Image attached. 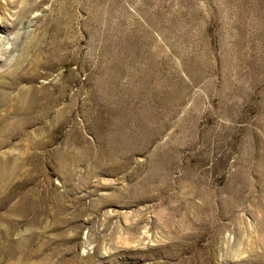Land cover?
<instances>
[{"label": "rangeland", "instance_id": "obj_1", "mask_svg": "<svg viewBox=\"0 0 264 264\" xmlns=\"http://www.w3.org/2000/svg\"><path fill=\"white\" fill-rule=\"evenodd\" d=\"M2 15L0 264H264V0H0ZM39 92L59 101L43 112Z\"/></svg>", "mask_w": 264, "mask_h": 264}, {"label": "bare ground", "instance_id": "obj_2", "mask_svg": "<svg viewBox=\"0 0 264 264\" xmlns=\"http://www.w3.org/2000/svg\"><path fill=\"white\" fill-rule=\"evenodd\" d=\"M14 12H15V10H12V11H10L9 12V15H15L14 14ZM11 13V14H10ZM16 13V12H15ZM9 15H2V16H0V29L1 30H3V31H5L8 35H7V39H9V40H12L11 39V37L9 36L10 35V33L12 32V30H14V20L11 18V17H9ZM53 24V23H52ZM48 25V24H47ZM51 25V24H50ZM57 26V25H56ZM55 28V27H54ZM45 31V30H44ZM53 40H54V42L57 44V37H55V38H53ZM38 42H39V40H37V41H35V42H33L32 43V46H30V47H28L27 49H28V51L30 52V51H35L34 52V56L36 57V59H35V63H37V61H38V51H37V49L38 50H40V48H39V46H38ZM59 44V43H58ZM61 45V44H60ZM60 45H57V47L58 48H56L57 50H60V49H63V48H61L60 47ZM7 47H3L2 48V51L4 52V50L5 51H7ZM36 49V50H35ZM23 50H25V49H23ZM56 50V51H57ZM51 51V50H50ZM54 52H55V50H54ZM57 52H59V51H57ZM43 53V52H42ZM50 54H51V52H50ZM56 54V53H55ZM55 54H54V56H55ZM59 53H57L56 55H58ZM49 55V54H48ZM47 55V58H46V61H45V63H49V65H50V60H53V59H51L50 58V56L51 55H49L48 56ZM28 57H29V55H27ZM53 56V57H54ZM34 57V58H35ZM24 58V57H23ZM27 59V58H26ZM44 59V58H43ZM34 60V59H33ZM22 61V60H21ZM26 62V61H25ZM30 62V61H29ZM33 61H31V63H32ZM41 64H42V60H41V62H40ZM22 64H23V62H22ZM21 64V65H22ZM24 65V64H23ZM29 65V64H28ZM33 67V66H32ZM112 73H114V72H112ZM116 74V73H115ZM117 75V74H116ZM114 76V75H113ZM118 76H116V78H117ZM115 78V79H116ZM114 79V80H115ZM110 80V79H109ZM103 81V80H102ZM102 81H100L99 80V83H101ZM105 81V80H104ZM108 81V80H107ZM96 82H98V81H96ZM106 82V81H105ZM103 83V82H102ZM107 83V82H106ZM113 82H111V84H112ZM102 86V85H101ZM100 86V87H101ZM104 86V85H103ZM97 89V88H96ZM29 90V89H28ZM31 92L30 93H26V94H24L23 96H21L20 95V97H18L17 99H19V102H20V106L17 108V109H19L18 110V112H20V113H22V114H34V112H36L37 111V109H39L38 108V99H37V94L34 96V95H32V93L33 92H35L36 90H35V86H32L31 87ZM39 90V89H38ZM99 90V89H98ZM21 91V90H20ZM28 92V91H27ZM19 93V92H18ZM44 92H39V94H41V96H42V99H45V101H44V103H43V106H42V109H44V111L43 112H45V111H49L50 110V105H51V103L52 102H54V101H59V100H57L56 98H54L52 95V93H44ZM99 94V93H98ZM102 94V93H101ZM100 94V95H101ZM18 95V94H17ZM4 96H6V95H4ZM3 96V97H4ZM10 96V95H9ZM41 96H38V97H41ZM99 96V95H98ZM7 97V96H6ZM57 97V96H56ZM2 98V97H1ZM99 98V97H98ZM101 99H103V98H101ZM105 99V98H104ZM5 101V100H4ZM18 102V101H17ZM42 102V101H41ZM114 102V101H113ZM129 102V101H128ZM39 103H40V101H39ZM107 103V102H106ZM109 104H110V102H109ZM66 105V104H65ZM64 105V106H65ZM104 105V104H103ZM16 106H17V104H16ZM67 106V105H66ZM101 106V105H100ZM121 106V105H120ZM128 106V105H127ZM102 107V106H101ZM133 107V106H132ZM64 108V107H63ZM113 108V107H112ZM117 108V107H116ZM119 108V107H118ZM108 109V108H107ZM109 109H110V107H109ZM125 109V108H124ZM67 110V109H66ZM112 110V109H111ZM120 110V109H119ZM131 110V109H130ZM144 110V109H143ZM57 111V112H56ZM55 112L58 114V116H64L66 113V111H65V109H58V110H56ZM106 111V110H105ZM110 111V110H109ZM108 111V112H109ZM113 111V110H112ZM123 111V110H122ZM132 111H133V109H132ZM138 111V110H137ZM146 111V110H145ZM38 112V111H37ZM36 112V113H37ZM54 112V111H53ZM119 112V111H118ZM52 113V112H51ZM120 113V112H119ZM135 113H137V112H135ZM105 114H106V112H105ZM113 114V113H112ZM53 115V114H52ZM104 115V114H103ZM109 115V114H108ZM107 115V116H108ZM115 115V114H114ZM113 115V116H114ZM126 115V114H125ZM132 117H134V118H136L135 120L136 121H142L141 120V118L142 119H144L143 118V115L142 114H140V115H134V114H130ZM130 115H126V117H130ZM57 116V117H58ZM112 116V115H111ZM139 116V117H138ZM19 117V116H18ZM122 117V116H121ZM124 117V116H123ZM122 117V118H123ZM141 117V118H140ZM145 117V116H144ZM150 117V116H149ZM103 118H105V117H103ZM121 118V119H122ZM145 118H147V116L145 117ZM24 119V118H23ZM109 119V118H108ZM114 119V118H113ZM120 119V120H121ZM124 119V118H123ZM61 120H62V117H61ZM105 120V119H104ZM111 120V119H110ZM115 121V120H114ZM117 121H119V119L117 120ZM123 121V120H122ZM138 121V122H139ZM180 121V120H179ZM100 122H101V120H100ZM183 122V121H182ZM103 123V122H102ZM148 123V122H147ZM13 123H11V126L13 127V125H12ZM110 124V123H109ZM6 125H7V123H6ZM114 125V124H113ZM134 125V124H133ZM137 125V124H136ZM183 125H184V123H183ZM104 126H105V124H104ZM135 126V125H134ZM149 126H150V124H149ZM11 127V128H12ZM19 127V126H18ZM106 127V126H105ZM109 127V126H108ZM131 127H132V125H131ZM116 128L117 129H119V131H120V133H122V134H125L127 131L126 130H128L129 129V125H128V123H127V121H123L122 123H117L116 124ZM128 128V129H127ZM163 128V127H162ZM158 129V128H157ZM112 131V130H111ZM110 131V132H111ZM129 131V130H128ZM157 131V130H156ZM193 131V130H192ZM116 132H118V131H116ZM115 132V133H116ZM161 132V131H160ZM112 133V132H111ZM114 132H113V134H115ZM136 133H143V134H146V133H148V134H150V129L146 126V124L145 123H142V122H140V125L138 126V128H137V130H136ZM153 133V132H152ZM152 133H151V135H152ZM117 134V133H116ZM126 134H128V133H126ZM158 134H159V132H158ZM118 135V134H117ZM141 135V134H140ZM162 135V134H161ZM122 136V135H121ZM137 136H139V135H137ZM146 136H147V134H146ZM145 136V137H146ZM159 136V135H158ZM119 137V136H118ZM128 137V136H127ZM136 137V136H135ZM151 137V136H150ZM163 137V136H162ZM175 137H176V135H175ZM121 138V137H120ZM124 138V137H123ZM132 138V137H131ZM138 138V137H137ZM141 138V137H140ZM154 138H156V135L154 136ZM174 138V137H173ZM177 138V137H176ZM129 139V138H128ZM146 139V138H145ZM143 140V141H140V143L143 145V147H144V149L145 148H147L148 146H149V144H150V138L148 139V140ZM134 140V139H133ZM132 140V141H133ZM138 140V139H137ZM140 140V139H139ZM142 140V139H141ZM109 141H110V139H109ZM163 141V140H162ZM165 141V140H164ZM172 141V140H171ZM174 141V140H173ZM115 143V142H114ZM137 144V143H136ZM163 145H164V143H162ZM107 144L105 143V146H106ZM112 145H114V144H112ZM166 146H167V144H165ZM104 146V145H103ZM117 146V145H116ZM157 146V145H156ZM156 146H155V148H156ZM172 146V145H171ZM180 146V145H179ZM124 147V146H123ZM127 147H129V145L127 146ZM176 147V146H175ZM157 148H158V150H159V152L158 153H154V154H152V156H151V158H150V160H151V162L152 163H154L155 164V161L156 162H158V160H160V161H163V162H165L164 163V166L165 167H167V162H170L169 161V158L167 159V153L165 152V150H163V152L165 153L164 155H160L159 153L162 151L161 149H165L164 147H162L161 145H158L157 146ZM169 148V147H168ZM171 148V147H170ZM102 149V148H101ZM126 149V148H125ZM128 149V148H127ZM173 150V149H172ZM175 150V149H174ZM106 151V150H105ZM112 152H113V150H111ZM168 152V151H167ZM107 153V151L105 152V154ZM120 153V152H119ZM151 153V152H150ZM150 153H149V155H150ZM103 154H104V152H103ZM111 154V153H110ZM170 154H172V152L170 153ZM108 155V154H107ZM112 155V154H111ZM114 155V154H113ZM174 155V154H173ZM116 156V155H115ZM103 157V156H102ZM101 157V158H102ZM106 157V156H105ZM107 157H109V156H107ZM150 157V156H149ZM110 158H112V157H110ZM134 158H136V157H134ZM97 159V158H96ZM109 159V158H108ZM108 159H106V160H108ZM116 159V158H115ZM104 160V159H103ZM137 160V159H136ZM135 160V161H136ZM148 160V159H147ZM171 160V159H170ZM264 160V159H263ZM96 161V160H95ZM100 161H102V160H100ZM116 161V160H115ZM174 161V160H173ZM103 162V161H102ZM162 163V162H161ZM103 164H104V162H103ZM106 164V163H105ZM149 164H150V162H149ZM171 164V163H170ZM169 164V165H170ZM99 165V164H98ZM107 165V164H106ZM161 165V164H160ZM175 165V164H174ZM102 166H104V165H102ZM109 166V165H108ZM156 166V165H155ZM100 167V166H99ZM149 167V166H148ZM162 167V166H161ZM101 168V167H100ZM103 168V167H102ZM106 168V167H105ZM113 168V167H112ZM123 168V167H122ZM190 168V167H189ZM149 169V168H148ZM151 169V168H150ZM153 169V168H152ZM155 169V168H154ZM167 169V168H166ZM102 170V169H101ZM107 170V169H106ZM114 170V169H113ZM174 170V169H173ZM115 171V170H114ZM149 171V170H148ZM155 171V170H154ZM156 171H158V170H156ZM168 171V170H167ZM138 172H139V170H138ZM166 173V172H165ZM171 173V172H170ZM173 173V172H172ZM158 174H160V173H158ZM187 174V173H186ZM146 176H148V175H146ZM165 176V175H164ZM158 177V176H157ZM169 177V176H168ZM187 177V176H186ZM236 177H237V175H236ZM6 178V177H5ZM162 178V177H161ZM259 178V177H258ZM147 179V178H146ZM165 179V178H164ZM163 179V180H164ZM183 179L184 178H182V181H183ZM237 179V178H236ZM242 179V178H241ZM2 180V179H1ZM166 180V179H165ZM168 180V179H167ZM176 180V179H175ZM192 180V179H191ZM193 180H196V179H193ZM263 180V179H262ZM188 181H190V180H188ZM233 181H235V180H233ZM256 181V180H255ZM2 182H3V180H2ZM175 182V181H174ZM173 182V183H174ZM187 181H185V183H186ZM197 182H200V181H197ZM229 182V181H228ZM183 183V182H182ZM189 183V182H188ZM187 183V184H188ZM232 183V182H231ZM235 183V182H234ZM239 183V182H238ZM245 183V182H244ZM145 184V183H144ZM146 184H147V182H146ZM179 184V183H178ZM191 184V183H190ZM190 184H188V185H190ZM199 184V183H198ZM242 184V183H241ZM231 185V184H230ZM234 185H236V184H234ZM250 185V184H249ZM183 186H185V185H183ZM182 186V187H183ZM199 186V185H198ZM242 186H244L243 184H242ZM204 187V186H203ZM188 188V187H187ZM197 188V187H196ZM196 188H194L195 190H196ZM226 188V187H225ZM228 188V187H227ZM237 188V187H236ZM240 188V187H239ZM238 188V189H239ZM132 189H134V188H132ZM136 189V188H135ZM151 189V188H150ZM153 189V188H152ZM155 189V188H154ZM198 189H200V188H198ZM204 190H205V188H203ZM206 189H208L207 188V186H206ZM223 189V188H222ZM242 189V188H241ZM149 190V189H148ZM157 190V189H156ZM188 190V189H187ZM201 190V189H200ZM211 190L212 189H210V192H211ZM231 190H232V187H231ZM235 190V189H234ZM237 190V189H236ZM240 190V189H239ZM238 190V191H239ZM243 190H244V188H243ZM132 191V190H131ZM155 191V190H154ZM154 191H152V192H154ZM161 191H163V190H161ZM203 191V190H202ZM206 191V190H205ZM237 191V192H238ZM158 192H159V190H158ZM194 192V191H193ZM213 193L215 192V191H212ZM229 191H227V193H228ZM231 192V191H230ZM134 193V192H133ZM136 193V192H135ZM134 193V194H135ZM140 193V192H139ZM143 193H144V191H143ZM206 193V192H205ZM236 193V192H235ZM259 193V192H258ZM112 194H114V193H112ZM116 194V193H115ZM126 194H129L128 192L126 193ZM141 194V193H140ZM146 194H147V192H146ZM145 194V195H146ZM193 194V193H192ZM200 194V193H199ZM212 194V193H211ZM225 194V193H224ZM223 194V195H224ZM132 195V194H131ZM142 195V194H141ZM184 195V194H183ZM204 195V194H203ZM216 195V194H215ZM222 195V194H221ZM111 196V195H110ZM127 196V195H126ZM129 196V195H128ZM138 196V195H137ZM150 196V195H149ZM216 196H219V195H216ZM230 196V195H229ZM112 197V196H111ZM117 197H120V195L119 196H117ZM125 197V196H124ZM123 197V198H124ZM184 197V196H183ZM186 197V196H185ZM185 197H184V199H185ZM198 197V196H197ZM126 198V197H125ZM140 198H142V196L140 197ZM208 197H206V199H207ZM220 198V197H219ZM223 198V197H222ZM111 199V198H110ZM113 199V198H112ZM119 199V198H118ZM117 199V200H118ZM128 198H126V200H127ZM134 199H137L136 197L134 198ZM139 199V198H138ZM204 199V198H203ZM205 199V200H206ZM223 199H225V198H223ZM230 199V198H229ZM238 199V198H237ZM243 199H244V195H243ZM105 200V199H104ZM115 200V199H114ZM124 200V199H123ZM190 200V199H189ZM209 200V199H208ZM212 200H213V198H212ZM215 200V199H214ZM235 200V199H234ZM250 200V199H249ZM120 201V200H119ZM128 201V200H127ZM186 201H188V199L186 200ZM195 201V200H194ZM199 201V200H198ZM238 201V200H237ZM241 201V200H240ZM262 201V200H261ZM260 201V202H261ZM103 202V201H102ZM106 202H108V201H106ZM118 202V201H117ZM179 202V201H178ZM202 202V201H201ZM208 202V201H207ZM223 202H224V200H223ZM227 202H229V200L227 201ZM244 202V201H243ZM105 203V202H104ZM124 203H125V201H124ZM134 203V202H133ZM132 203V204H133ZM190 203V202H189ZM188 203V204H189ZM198 203V202H197ZM215 203V202H214ZM217 203H218V201H217ZM225 203V202H224ZM120 204H122V203H120ZM126 204H131L130 202H128V203H126ZM191 204V203H190ZM202 204H205L204 202L202 203ZM222 204V203H221ZM227 204H229V203H226L225 204V206L227 205ZM234 204V203H233ZM232 204V205H233ZM237 204V203H236ZM238 204H240V203H238ZM241 204H242V201H241ZM244 204V203H243ZM123 205V204H122ZM179 205V204H178ZM206 205V204H205ZM208 205V204H207ZM213 205V204H212ZM214 205H216V204H214ZM195 206V205H194ZM193 206V207H194ZM199 206V205H198ZM228 206V205H227ZM230 206V205H229ZM239 206V205H238ZM176 207V206H175ZM174 207V208H175ZM178 207V206H177ZM192 207V206H191ZM204 207V206H203ZM216 207H218L217 205H216ZM223 207V206H222ZM233 207V206H232ZM231 207V208H232ZM262 207V206H261ZM226 208V207H225ZM237 208V207H236ZM260 208V207H259ZM201 209V208H200ZM215 210H216V208H214ZM224 209V208H223ZM199 210V209H198ZM197 210V211H198ZM205 210V209H204ZM214 210V211H215ZM220 210H221V206H220ZM227 210H231V209H227ZM227 210H226V213H228L227 212ZM196 211V210H195ZM209 211V210H208ZM218 211V210H217ZM222 211V210H221ZM207 212V211H206ZM223 212V211H222ZM202 213V212H201ZM211 213V212H210ZM233 213V212H232ZM174 214V213H173ZM193 214V213H192ZM199 214V213H198ZM216 214V212L214 213V215ZM225 214V213H224ZM197 215V214H196ZM208 215V214H207ZM213 215V214H212ZM223 215V214H222ZM172 216V215H171ZM224 216V215H223ZM227 215H225V217H226ZM189 217H191L190 215H189ZM198 217V216H197ZM200 217H201V214H200ZM204 217H206V216H204ZM210 217V216H209ZM229 217V216H228ZM170 218V217H169ZM183 218V217H182ZM199 218V217H198ZM190 219V218H189ZM193 219V218H192ZM195 219H197V218H195ZM209 219H211V218H209ZM242 219V218H241ZM165 220V219H164ZM187 220V219H186ZM185 220V221H186ZM198 220V219H197ZM196 220V221H197ZM201 220V219H200ZM204 220H206V219H204ZM212 220V219H211ZM210 220V221H211ZM184 221V222H185ZM193 221V220H192ZM203 221V220H202ZM201 221V222H202ZM207 221V220H206ZM166 222V221H165ZM198 222V221H197ZM200 222V223H201ZM207 222H209V221H207ZM262 222V221H261ZM213 223V222H212ZM170 224V223H169ZM204 224V223H203ZM174 225V224H173ZM210 225V224H209ZM221 225V224H220ZM223 225V224H222ZM182 227V226H181ZM209 227H211V225L209 226ZM207 228V227H206ZM222 228V227H221ZM179 230H181V228H179ZM258 230V229H257ZM263 230V229H262ZM260 231V230H259ZM180 232V231H179ZM182 234V233H181ZM261 241V243L262 244H264V239H262V240H260ZM224 243V242H223ZM226 246V245H225ZM264 251V250H263ZM259 254V253H258ZM259 256V255H258ZM262 256V255H261ZM260 256V257H261ZM263 257V256H262ZM258 258V257H257ZM261 261H263V260H261Z\"/></svg>", "mask_w": 264, "mask_h": 264}]
</instances>
